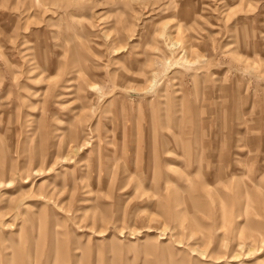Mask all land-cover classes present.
I'll list each match as a JSON object with an SVG mask.
<instances>
[{"label":"rangeland","instance_id":"obj_1","mask_svg":"<svg viewBox=\"0 0 264 264\" xmlns=\"http://www.w3.org/2000/svg\"><path fill=\"white\" fill-rule=\"evenodd\" d=\"M0 264H264V0H0Z\"/></svg>","mask_w":264,"mask_h":264}]
</instances>
